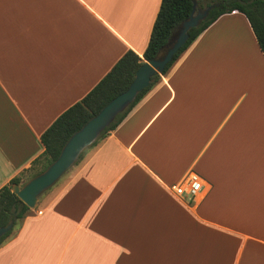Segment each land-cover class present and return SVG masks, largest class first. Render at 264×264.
<instances>
[{"label":"crops","instance_id":"0c3cea01","mask_svg":"<svg viewBox=\"0 0 264 264\" xmlns=\"http://www.w3.org/2000/svg\"><path fill=\"white\" fill-rule=\"evenodd\" d=\"M161 0H0V188L131 50ZM193 172V200L171 189ZM0 246V264H264V56L220 16ZM64 173V175L66 174ZM20 185V184H19Z\"/></svg>","mask_w":264,"mask_h":264},{"label":"trees","instance_id":"16d2710c","mask_svg":"<svg viewBox=\"0 0 264 264\" xmlns=\"http://www.w3.org/2000/svg\"><path fill=\"white\" fill-rule=\"evenodd\" d=\"M193 1H195L197 9L206 8L214 3H218L219 6L209 12L208 17L199 27L189 31L188 41L165 67L161 75L169 70L178 57L213 22L220 16L234 11L245 16L264 56V0H161L147 47L142 56H138L131 50L126 51L84 98L56 118L40 137L44 151L40 157L33 161L28 170L29 174L26 176V181L44 171L58 157L63 145L72 134L96 115L109 101L127 89L138 68L144 62L153 59L157 51L165 44L171 32L189 17ZM161 75H155L151 78L150 86L138 94L135 101L115 118L113 123L101 133L88 149L82 152L74 165L79 163L89 150L96 147L122 123L149 89L160 81ZM36 166H38L37 169H35ZM15 184H21V179L14 178L7 185L0 188V228L13 221L12 229L0 237V246L11 236L13 229L32 213V210L12 192V186Z\"/></svg>","mask_w":264,"mask_h":264},{"label":"water","instance_id":"95a60500","mask_svg":"<svg viewBox=\"0 0 264 264\" xmlns=\"http://www.w3.org/2000/svg\"><path fill=\"white\" fill-rule=\"evenodd\" d=\"M218 6V3H214L206 8L197 9L196 3L193 1L189 17L171 32L153 59L144 62L138 68L127 89L109 101L96 115L72 134L63 145L58 157L44 171L22 185H13L12 192L29 209L33 210L39 196L51 188L75 164L82 152L88 149L113 123L115 118L135 101L138 94L150 86L153 76L163 73L165 67L188 41L189 31L199 27L206 20L209 12ZM12 227L13 221H10L5 227H1L0 237L8 233Z\"/></svg>","mask_w":264,"mask_h":264},{"label":"built area","instance_id":"2783aa9c","mask_svg":"<svg viewBox=\"0 0 264 264\" xmlns=\"http://www.w3.org/2000/svg\"><path fill=\"white\" fill-rule=\"evenodd\" d=\"M171 189L178 196H185L189 200H193L201 189V182L193 172L188 173L181 183L173 185Z\"/></svg>","mask_w":264,"mask_h":264},{"label":"rangeland","instance_id":"374dc122","mask_svg":"<svg viewBox=\"0 0 264 264\" xmlns=\"http://www.w3.org/2000/svg\"><path fill=\"white\" fill-rule=\"evenodd\" d=\"M38 168V166H36L35 167V169H37ZM67 175V173L65 174V175H62L59 179H58V181L51 187V188H49L47 191H45L43 194H41L40 196H39V198H38V201H37V204H36V206H35V208L33 209V210H37V207H39L41 204H43V202H45V200L49 197V196H51L52 194H53V192H54V190L58 187V185H59V183H60V181L63 179V177H65ZM27 181H25V183H26ZM24 184V183H23ZM20 185H22V184H20ZM32 210V211H33ZM32 214V213H31ZM30 214V215H31ZM18 230V226H16L14 229H13V232H12V234H11V236L9 237V239L10 238H12V237H14V234L16 233V231Z\"/></svg>","mask_w":264,"mask_h":264}]
</instances>
